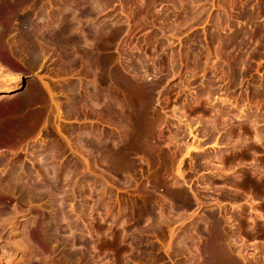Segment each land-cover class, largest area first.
I'll use <instances>...</instances> for the list:
<instances>
[{
    "label": "rangeland",
    "instance_id": "obj_1",
    "mask_svg": "<svg viewBox=\"0 0 264 264\" xmlns=\"http://www.w3.org/2000/svg\"><path fill=\"white\" fill-rule=\"evenodd\" d=\"M86 7L94 10L87 21ZM48 10L80 20L76 35L38 36L53 54L27 61L19 53L22 25ZM94 18L110 28L95 49L107 65L126 73L124 65L137 60L152 68L151 82L165 78L150 120L148 147L157 155L132 152L122 169L98 159L87 142L113 132L94 113L101 109L84 104L83 34ZM70 38L79 48L56 47ZM0 78V178L19 168L20 178L29 170L23 178L43 182L42 157L63 150L48 166L59 172L55 197L63 196L66 219L57 225L59 243L43 249L28 234L38 219L49 224L50 202L1 192L0 264H203L208 229L221 248L216 264H264V0H0ZM147 190L152 216L141 212Z\"/></svg>",
    "mask_w": 264,
    "mask_h": 264
},
{
    "label": "bare ground",
    "instance_id": "obj_2",
    "mask_svg": "<svg viewBox=\"0 0 264 264\" xmlns=\"http://www.w3.org/2000/svg\"><path fill=\"white\" fill-rule=\"evenodd\" d=\"M87 2V1H86ZM92 3V2H91ZM91 5V4H90ZM80 6V5H79ZM87 6V5H86ZM38 7V6H37ZM95 7V6H94ZM93 7V8H94ZM66 8V7H65ZM64 8V9H65ZM85 8V7H84ZM86 7V9H84V15H82V17L85 19V21H87L88 18H90L92 15V12L94 11L93 9L90 11L89 8ZM61 9V8H60ZM63 9V10H64ZM69 9V8H68ZM68 9H65L68 11ZM82 9V8H81ZM96 9V8H94ZM78 10V8H77ZM83 10V9H82ZM98 10V9H97ZM37 11V10H36ZM48 10V12L45 14L43 13L41 15V17L36 21L35 18L32 19H28L26 22L23 23V27L21 29L22 34L20 36H22V43L23 45H21V50L19 53L23 52V54L25 53V57L26 60H31V61H39L40 59H42V57L46 56L47 51L44 43L46 44H51L42 40L37 39L38 36L42 35L44 36H50V37H54L57 38L60 37L62 38L64 36V34L68 33H76V31H74V29H77V23L80 20H77L78 22L76 23V21H74L75 19L72 18L74 16L72 15H66L64 13H62L63 11H59V10H52L50 11ZM81 12V11H80ZM14 13V12H13ZM69 13V11H68ZM79 13V12H78ZM77 13V15H78ZM94 13V12H93ZM75 14V13H73ZM96 15V14H94ZM99 15V14H98ZM144 15V14H143ZM146 15V14H145ZM30 17V16H29ZM77 17V16H76ZM95 17V16H93ZM92 18V17H91ZM77 19V18H76ZM95 20V18H94ZM84 21V22H85ZM89 21H93L92 19ZM96 22V23H95ZM95 24L96 25H88L84 27V47H86V49L84 48V60H85V70L86 74L90 77V80H88L89 82L87 83L88 85V91H86V93L88 92V99L84 101V104L87 105V107L85 109H87L88 107H93L95 109H101L102 112H94V113H102L103 114V118H104V123H109L111 124L110 126L113 127L112 129V133H106L103 134V137H101L102 135H100L99 137L96 136L95 138L92 139H88L87 142L89 145H91V147L93 148V151L96 152V155L100 158H105L108 160H110L111 165L113 168L115 169H119L121 167V165L125 164V161H128L130 159V157H128L129 155L133 154L132 152H134V154L137 152L139 153L142 152L148 156L151 155V152L154 150H151L152 148H149L150 145L149 143L152 141V137L153 136L150 128V125H152L150 123V120L152 119V115L154 113L153 111V104H154V94H155V90L157 88H159L163 83H164V79L163 77H158L156 78L155 82H151L154 81L153 79H147V75L151 74V72L153 70H151L152 68L146 64H143L144 62L139 63L136 62L137 60H135V63L133 64H126L124 65V69L126 70L124 72H122V70H119L117 67V70L114 69L113 65H111V67L109 66L111 64H109V62L107 65L105 62V59L101 58V53H97L95 52V49H98L99 47H102L103 40L110 38V36L107 34V29L105 20H95ZM82 23V22H81ZM86 25V23H84ZM91 24V22H90ZM81 25V24H79ZM78 25V26H79ZM112 27V26H111ZM216 27V26H215ZM106 28V29H105ZM114 28V27H113ZM118 29V28H117ZM19 31V30H18ZM32 31L34 33H32ZM36 31V32H35ZM79 30H77L78 32ZM83 31V30H82ZM81 31V32H82ZM218 32V31H217ZM21 33V32H20ZM83 33V32H82ZM112 33V32H111ZM115 33V32H114ZM244 33V32H243ZM79 34V32H78ZM71 35H76V34H71ZM112 35V34H111ZM10 36V35H9ZM68 38L70 36L66 35ZM66 36L65 39H66ZM80 36V34L78 35V37ZM82 36V34H81ZM52 37V38H53ZM63 37V38H64ZM76 36V38H78ZM218 37V36H217ZM8 38V37H7ZM40 38V37H39ZM72 38V37H71ZM71 38L69 40H61V42H56L57 43V48H59L58 44H64V45H68L67 47H69V45L75 44L76 46L78 44L81 45V42L79 43V41L77 39H72ZM75 38V37H73ZM243 38V37H242ZM42 39V37H41ZM48 39V38H47ZM50 39V38H49ZM81 40V38H78ZM214 39V38H213ZM217 39V38H216ZM53 40V39H52ZM50 40V41H52ZM77 40V41H76ZM215 40V39H214ZM7 41V40H6ZM219 41V40H216ZM233 41V40H232ZM55 42V39H54ZM83 42V40H82ZM224 42V41H223ZM227 42V41H226ZM43 43V45H42ZM77 43V44H76ZM53 44V43H52ZM62 44V45H63ZM244 44V43H243ZM8 45V44H7ZM11 45V44H10ZM46 45V47L48 46ZM61 45V46H62ZM5 46V45H4ZM23 46V47H22ZM55 46V44H54ZM60 46V47H61ZM223 46V45H222ZM229 46V45H228ZM2 47V46H1ZM18 48H20L19 46H17ZM16 47V49H17ZM50 47V46H49ZM63 47V46H62ZM66 47V46H65ZM64 47V48H65ZM67 47L65 49H67ZM72 47L74 48V46H71V52L76 48H74L72 50ZM104 47V46H103ZM226 47V46H225ZM6 48V47H5ZM12 48V46H11ZM79 48V45H78ZM77 48V49H78ZM235 48V47H234ZM8 49V48H7ZM6 49V50H7ZM15 49V47H14ZM15 49V51L17 52V50ZM52 49H54L53 45H52ZM51 49V50H52ZM70 49V47H69ZM76 49V50H77ZM81 49V48H80ZM83 49V48H82ZM81 49V50H82ZM226 49V48H223ZM240 49V48H239ZM50 50V49H49ZM61 50L63 51L61 53V59H66L69 54L64 53L63 48H61ZM100 50V49H99ZM102 50V49H101ZM5 51V49H4ZM9 49L5 52H8ZM46 51V52H45ZM57 50H55L54 52L56 53ZM68 51V49L66 50ZM78 51V50H77ZM50 51H48L49 53ZM53 51L50 52V54ZM58 52V51H57ZM80 52V51H79ZM102 52V51H101ZM19 53L17 52L16 55H13V50H12V55L13 56H20ZM73 53L75 54V51H73ZM72 53V55H74ZM46 54V55H45ZM53 54V53H52ZM60 55V53H58ZM77 54V53H76ZM104 54V53H103ZM230 54V53H229ZM8 55V54H7ZM10 55V53H9ZM10 55V56H12ZM218 55V54H217ZM224 55V54H223ZM48 57L50 55H47ZM106 56V55H104ZM103 56V57H104ZM216 56V55H215ZM23 57V56H22ZM73 57V56H72ZM134 57V56H133ZM10 58V57H9ZM8 58V59H9ZM14 58V57H13ZM23 58V59H24ZM56 58V57H55ZM54 58V59H55ZM71 58V57H69ZM68 58V59H69ZM82 58V57H80ZM79 56L77 55L74 56L73 58H71L72 63H77L80 59ZM106 58V57H105ZM227 58V57H226ZM17 59V58H16ZM59 59V58H58ZM146 59V58H145ZM52 60V59H51ZM67 60V59H66ZM82 60V61H84ZM105 60V61H103ZM224 60V59H223ZM236 60V59H235ZM25 61V60H24ZM26 61V62H27ZM29 61V62H31ZM68 61V62H69ZM81 61V60H80ZM111 61V60H110ZM138 61H140L138 59ZM23 62V61H22ZM66 62V63H68ZM222 62V61H221ZM232 62V61H231ZM37 63V62H36ZM129 63V62H128ZM27 64V63H25ZM34 64V63H33ZM62 64V63H61ZM115 65V63H114ZM193 66V65H192ZM232 66V65H231ZM233 66H235L233 64ZM237 66V65H236ZM34 67V66H33ZM67 67V66H66ZM65 67V69H66ZM123 68V67H122ZM151 68V69H150ZM64 69V68H63ZM70 69V68H69ZM72 69V67H71ZM151 70V72H150ZM235 70V69H234ZM232 70V71H234ZM67 71V70H66ZM75 71V70H74ZM71 72V71H70ZM125 74V75H124ZM71 76V75H70ZM79 76V75H78ZM237 76V75H236ZM1 79V78H0ZM78 80V79H77ZM234 80V79H233ZM236 80V79H235ZM79 82V81H78ZM78 82L76 81L77 85ZM71 83V82H70ZM86 85V84H85ZM53 86V85H52ZM70 88L67 89V91H69L73 96H75L74 94H76L75 91V85L71 86L69 84ZM79 86V85H78ZM76 86V87H78ZM84 86V85H83ZM85 87V86H84ZM7 88V87H5ZM87 88V87H86ZM85 88V89H86ZM63 89V88H62ZM78 89V88H77ZM65 90V89H64ZM66 91V92H67ZM54 92V91H53ZM65 92V93H66ZM64 93V92H63ZM69 93V94H70ZM78 93V92H77ZM83 93V92H82ZM264 93V92H263ZM67 95V93H66ZM78 95V94H76ZM67 97V96H64ZM70 97V95H69ZM72 97V96H71ZM70 97V98H71ZM77 97V96H76ZM85 97V96H84ZM87 97V96H86ZM72 99V98H71ZM157 99V98H156ZM25 100V99H24ZM75 101V100H74ZM28 102V101H27ZM68 102V101H67ZM74 103V102H73ZM82 103V102H81ZM71 104V103H70ZM70 104H69V110L71 109L73 111V108H70ZM68 105V104H67ZM74 106V105H72ZM66 107V106H65ZM89 109V108H88ZM87 109V110H88ZM63 110V109H62ZM92 110V109H89ZM92 111H96V110H92ZM90 111V113L92 112ZM77 114V113H76ZM101 114V115H102ZM94 115V114H93ZM100 115V114H99ZM97 115V116H99ZM157 115V114H156ZM14 116V115H13ZM16 116V115H15ZM86 116V115H85ZM12 117V116H11ZM76 117V116H75ZM99 116L98 119H102V117ZM154 117V116H153ZM14 118V117H13ZM97 118V117H96ZM103 120V119H102ZM1 122V121H0ZM98 123V122H97ZM108 124V125H109ZM157 126V125H156ZM7 136V135H6ZM89 136V135H88ZM105 136V137H104ZM85 137V136H84ZM155 137V136H154ZM156 140V138L154 139ZM159 141V140H158ZM153 143V142H152ZM57 146H59L58 144H56ZM55 145V146H56ZM155 145V144H153ZM149 146V147H148ZM157 146V145H156ZM155 146V147H156ZM52 147V146H51ZM32 148V147H31ZM61 148V147H60ZM158 148V147H157ZM57 149V147H56ZM59 149V148H58ZM57 149V150H58ZM50 150V149H49ZM55 151V149H51L49 151V153H46L45 156H43L42 158H44V162L42 160L40 161L41 164L40 165H44L43 166H39V168H37L40 173L42 172L41 175V179L42 181H37V180H31L28 179L26 180L25 176H27L26 178H29L28 175H30L31 177V173H28V171H24V174H22V178H20L19 176V168L18 169H11L10 171H8V173H6L2 178H0V193L3 192L4 196L5 195H11V193H18L20 199L24 200L26 198H28V200H31L32 202H38V201H45L47 200L49 206L52 208L51 209V214L49 217H44L46 218V220L48 219L49 224L47 223V225L45 224L44 226H39L38 221L34 222L35 226L33 228H29L31 230V232L29 231L28 236L30 237V240H32L34 243L35 241L38 242L37 244H40L39 246H44L46 244H49L51 242H57V238L60 236L59 235V230H58V222L59 221H63L66 220L65 219V214H64V210L61 209V202H63V198L61 199V197L63 196H59L58 198H60V200H62L60 202V200L57 199L58 196L56 195V192H58L57 190V183L59 181H61V178H59L60 180H57L58 176H59V172H56L54 169H50V167L48 165H50L49 163H52L56 160H58V158L61 157V155L59 154L60 150ZM61 152H63V150H61ZM131 153V154H130ZM141 153V155H142ZM161 153V152H160ZM95 154V153H94ZM143 154V155H144ZM154 153L152 152V155ZM156 154V151H155ZM154 154V155H155ZM164 154V153H163ZM140 155V153H139ZM151 155V156H152ZM157 155V154H156ZM155 155V156H156ZM145 156V155H144ZM145 157L146 159L148 158ZM150 156V157H151ZM154 156V158H155ZM153 157V156H152ZM57 158V159H56ZM1 159V158H0ZM153 159V158H152ZM131 160V159H130ZM143 160V159H142ZM149 160V159H148ZM19 161V160H18ZM145 161V160H144ZM3 162V161H2ZM32 162V161H31ZM43 162V163H42ZM4 163H5V159H4ZM39 163V162H38ZM73 163V162H72ZM78 163V162H76ZM103 163V161H102ZM131 163V162H130ZM75 164V163H74ZM73 164V165H74ZM22 165V164H21ZM80 164H75L74 166L78 169ZM105 165V164H104ZM133 165V164H132ZM128 167V166H127ZM16 168V167H15ZM56 168V167H55ZM122 169V167L120 168ZM124 169V167H123ZM33 170V169H32ZM61 170V169H60ZM75 171V170H74ZM80 171V170H79ZM120 171V170H119ZM125 171V170H124ZM27 172L28 175H25ZM30 172V171H29ZM32 172V171H31ZM69 174L71 172V170L68 171ZM33 173V172H32ZM62 173V171H61ZM73 173V172H71ZM63 174V173H62ZM34 176V173L33 175ZM70 175L68 174H64L63 177L64 178H68L67 177ZM62 178V179H64ZM66 180V179H65ZM105 183V182H104ZM101 185V184H100ZM106 185V184H105ZM129 187V186H128ZM146 187V186H144ZM104 192V191H103ZM59 194V192H58ZM64 194V193H63ZM62 194V195H63ZM108 194V193H107ZM60 195V194H59ZM134 195V194H133ZM154 193L152 190H147L146 191V197H145V204L143 205L144 208L141 210L142 215H153L155 213V204H154ZM2 196V195H1ZM11 197V196H10ZM109 197V196H108ZM58 201H57V200ZM44 204V203H43ZM67 204V203H66ZM7 206V205H6ZM33 206V205H32ZM48 206V205H47ZM46 206V207H47ZM64 206V205H63ZM62 206V207H63ZM49 207V208H50ZM142 207V205H141ZM45 208V207H43ZM129 210V209H128ZM133 211V210H132ZM140 212V213H141ZM45 213V212H44ZM4 214V213H3ZM131 214V213H130ZM48 215V214H47ZM40 216V217H43ZM68 216V215H67ZM66 216V217H67ZM36 218V217H35ZM34 218V219H35ZM37 220V218H36ZM44 220V218H43ZM45 220V221H46ZM68 221V220H67ZM70 221V220H69ZM68 221V222H69ZM33 224V223H31ZM216 225V224H214ZM33 226V225H31ZM217 226V225H216ZM219 228V227H217ZM62 229V228H61ZM212 229V227H211ZM28 230V229H27ZM67 230V229H66ZM213 230H209L208 229V240H207V236H206V246L204 245L205 249L207 247L208 252V256L206 255L205 260H203V264H216L215 262L219 261V258L215 259L217 257V253L221 248L218 247L216 240L217 238V232ZM206 232V230H204ZM61 233V232H60ZM196 233V232H195ZM202 233V232H201ZM64 239V238H63ZM197 239V238H196ZM29 240V239H28ZM199 240V239H198ZM31 241V242H32ZM218 241V240H217ZM26 242V241H25ZM27 243V242H26ZM205 243V242H204ZM38 247V246H37ZM50 247V246H49ZM175 248V247H174ZM220 248V249H219ZM178 249V248H177ZM204 249V248H203ZM42 250V249H41ZM70 250V249H69ZM69 250H67L68 252L66 253V255H69ZM179 251V250H177ZM185 251V250H184ZM197 251V250H196ZM182 253V252H181ZM216 253V254H215ZM220 253H222L220 251ZM187 254V253H186ZM214 254L216 255L214 258ZM178 255V254H177ZM185 255V254H184ZM201 255V254H200ZM219 255V253H218ZM33 256V255H32ZM59 256V255H58ZM220 256V255H219ZM34 257V256H33ZM186 257V256H185ZM189 257V256H188ZM36 258V257H35ZM72 258V257H71ZM70 258V259H71ZM38 259V258H37ZM62 259V258H61ZM82 259V258H81ZM66 260V258H64L62 260V262ZM68 260V259H67ZM67 260L65 262H67ZM192 260V259H191ZM216 260V261H215ZM60 262V263H62ZM69 262V261H68ZM71 262V261H70ZM42 264V263H41ZM200 264V263H198Z\"/></svg>",
    "mask_w": 264,
    "mask_h": 264
}]
</instances>
